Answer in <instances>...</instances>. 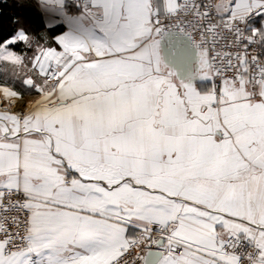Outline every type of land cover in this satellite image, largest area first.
<instances>
[{"label":"snow or ice","instance_id":"snow-or-ice-1","mask_svg":"<svg viewBox=\"0 0 264 264\" xmlns=\"http://www.w3.org/2000/svg\"><path fill=\"white\" fill-rule=\"evenodd\" d=\"M85 3L0 30V264H264V0Z\"/></svg>","mask_w":264,"mask_h":264},{"label":"crops","instance_id":"crops-1","mask_svg":"<svg viewBox=\"0 0 264 264\" xmlns=\"http://www.w3.org/2000/svg\"><path fill=\"white\" fill-rule=\"evenodd\" d=\"M38 9L42 15L44 23V31L40 35L31 34L32 37L29 45H24L16 51H27L32 53L34 49L45 43L55 44V38L63 34H72L80 38H95L98 35V30L93 26L92 22L86 15V5L77 0H63V4L56 5L48 3L47 0H41ZM62 26L61 32L52 34L49 29ZM25 31L26 28L22 27ZM20 29V28H19ZM16 34V32H15ZM12 47V46H10ZM10 68L4 62H0V83L10 77ZM8 82H12L11 79ZM19 83V80L16 81Z\"/></svg>","mask_w":264,"mask_h":264},{"label":"trees","instance_id":"trees-1","mask_svg":"<svg viewBox=\"0 0 264 264\" xmlns=\"http://www.w3.org/2000/svg\"><path fill=\"white\" fill-rule=\"evenodd\" d=\"M22 2L24 13L23 15H16L13 13L9 0H0V30L8 35H14L17 29L25 27L26 32L30 35L35 33L40 35L42 30L44 31L45 29L36 0H22ZM62 30V26L49 29L52 34L61 32ZM0 43H2V40H0ZM22 46L21 44H17L12 47L21 49Z\"/></svg>","mask_w":264,"mask_h":264},{"label":"built area","instance_id":"built-area-1","mask_svg":"<svg viewBox=\"0 0 264 264\" xmlns=\"http://www.w3.org/2000/svg\"><path fill=\"white\" fill-rule=\"evenodd\" d=\"M10 1V5L12 6V8H13V13L14 14H16V15H19V13H21V12H16L15 10L16 9H20V0H9ZM77 1H79V2H81V3H83V4H85L86 5V3H85V0H77ZM245 243H247L246 241H245Z\"/></svg>","mask_w":264,"mask_h":264},{"label":"rangeland","instance_id":"rangeland-1","mask_svg":"<svg viewBox=\"0 0 264 264\" xmlns=\"http://www.w3.org/2000/svg\"><path fill=\"white\" fill-rule=\"evenodd\" d=\"M20 9H19V11L18 12H21V13H19V15H23V13H24V5H23V2H22V0H20Z\"/></svg>","mask_w":264,"mask_h":264},{"label":"clouds","instance_id":"clouds-1","mask_svg":"<svg viewBox=\"0 0 264 264\" xmlns=\"http://www.w3.org/2000/svg\"><path fill=\"white\" fill-rule=\"evenodd\" d=\"M37 5H40L41 0H36Z\"/></svg>","mask_w":264,"mask_h":264},{"label":"bare ground","instance_id":"bare-ground-1","mask_svg":"<svg viewBox=\"0 0 264 264\" xmlns=\"http://www.w3.org/2000/svg\"><path fill=\"white\" fill-rule=\"evenodd\" d=\"M15 11L17 12V11H19V9H16Z\"/></svg>","mask_w":264,"mask_h":264}]
</instances>
